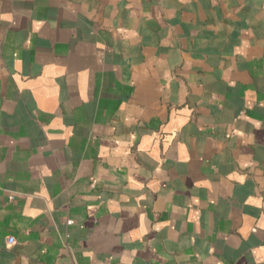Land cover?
Wrapping results in <instances>:
<instances>
[{
	"label": "crops",
	"instance_id": "crops-1",
	"mask_svg": "<svg viewBox=\"0 0 264 264\" xmlns=\"http://www.w3.org/2000/svg\"><path fill=\"white\" fill-rule=\"evenodd\" d=\"M0 264H264V0H0Z\"/></svg>",
	"mask_w": 264,
	"mask_h": 264
},
{
	"label": "built area",
	"instance_id": "built-area-1",
	"mask_svg": "<svg viewBox=\"0 0 264 264\" xmlns=\"http://www.w3.org/2000/svg\"><path fill=\"white\" fill-rule=\"evenodd\" d=\"M8 242H9L10 244H12V243L15 242V239H14L13 237H9V238H8Z\"/></svg>",
	"mask_w": 264,
	"mask_h": 264
}]
</instances>
